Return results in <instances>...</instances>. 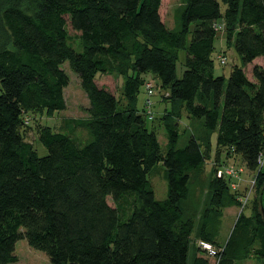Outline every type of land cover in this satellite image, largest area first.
<instances>
[{
    "label": "trees",
    "instance_id": "trees-1",
    "mask_svg": "<svg viewBox=\"0 0 264 264\" xmlns=\"http://www.w3.org/2000/svg\"><path fill=\"white\" fill-rule=\"evenodd\" d=\"M162 4L0 0V264L19 261L21 240L51 264H236L251 257L264 264V67L254 65L252 78L246 73L264 59V0H182L173 28ZM219 31L240 62L229 78L215 75ZM65 63L87 96L88 117L70 121L68 132L38 124L36 142L48 151L40 157L26 139L29 123L66 110ZM98 75L122 78V98L99 87ZM149 77L170 103L165 151ZM184 114L201 125L180 147ZM77 127L87 142L75 136ZM214 134L215 149L241 158L258 193L256 212L243 211L225 244L218 240L223 211L240 207L245 194L220 156L204 179ZM159 164L164 200L150 180ZM200 242L219 246L217 263Z\"/></svg>",
    "mask_w": 264,
    "mask_h": 264
},
{
    "label": "rangeland",
    "instance_id": "rangeland-1",
    "mask_svg": "<svg viewBox=\"0 0 264 264\" xmlns=\"http://www.w3.org/2000/svg\"><path fill=\"white\" fill-rule=\"evenodd\" d=\"M220 1V0H218ZM182 0H163L162 8H161V16L162 19L165 21L169 28L174 27V16L176 9L180 6ZM222 10H225V6L222 5ZM69 35L72 38L73 46H77L78 44V34L74 32L71 27H68ZM216 51L213 55V59L215 62V75L216 76H225L229 78L231 70L234 65H240L238 58L236 57V53L233 49H228L226 45L225 35L223 31H219L217 33V40L215 43ZM223 52H226V60L224 62L219 60L220 56H223ZM183 60V57H182ZM181 60V61H182ZM227 63V64H226ZM226 64V65H224ZM224 65V66H223ZM254 65L264 67V59H258L254 62L253 65L248 66L246 68V73L249 78H252V68ZM66 73L70 77L69 86L65 89L64 95L67 104V108L65 111L60 113H56L53 118L44 117H37L36 120H31L29 125L31 130L27 133L26 139L30 142H36L37 134H36V126L43 125V126H50L54 131L58 132H68L69 127L73 128V125H70V121L73 120H81L88 117L87 109L89 108V101L87 96L83 92L80 86V80L75 73H73L68 66V63H65L63 66ZM184 67L182 66L181 62L178 65V75L179 77L182 76L184 72ZM149 77V81L152 82L153 86L157 84V81L153 80V78ZM97 84L99 87H105L109 91H111L116 97L119 99L122 98V85L123 79L120 77H115L111 75H98L97 76ZM153 96L154 107L151 110V114L155 119V125L158 132V138L161 144L163 151L166 149L167 145V138L165 135V130L163 128V116H165V110L170 108V103L163 101V96L166 94L163 90L155 87V92ZM144 99H145V87L141 89V95L139 100V108H143L144 106ZM196 124V125H195ZM201 125V122L198 120H191L188 119L186 114L183 115V119L180 121L179 131H180V142L179 146L182 147L188 141L190 135L196 133V126ZM87 135V136H86ZM75 136L82 141H86L89 139L88 133L84 131L81 127L75 128ZM216 138L217 136L214 134L211 136V144L213 145V151L211 157L209 158L207 165H206V176L204 175V179H209L211 176L212 167H215L216 163L220 162L221 160H225V166H228L227 169L222 167L226 170V172L234 174V180L232 183H235L236 187L238 186L239 192L244 195V201L240 202V207H229L223 211L222 217V226L220 236L218 238L220 244H225L231 232L239 218V216L245 211V214L248 216L254 215L256 212L255 210L258 208V205L255 203L258 198V193L255 188V177L253 174L248 171L245 167L244 163L242 162L240 157L237 156H230L227 158L226 153L219 154L216 146ZM35 148L40 157H44L48 154L47 149L37 141L35 143ZM221 170H219L220 172ZM231 171V172H230ZM164 166L159 164L155 167L153 172L150 174V180L154 187L155 196L158 200H164L167 197V183L164 179ZM237 176V177H236ZM203 179V178H202ZM204 181V180H203ZM238 191V190H237ZM247 196L249 199L247 201ZM246 208V209H245ZM245 209V210H244ZM215 251L220 253L219 246H214ZM15 255L19 258V261L16 264H51L48 256L38 250L31 248L26 240H21L16 244L15 247ZM212 259V263H217V256L213 257L210 255ZM263 262L259 258H252L236 264H262Z\"/></svg>",
    "mask_w": 264,
    "mask_h": 264
},
{
    "label": "built area",
    "instance_id": "built-area-1",
    "mask_svg": "<svg viewBox=\"0 0 264 264\" xmlns=\"http://www.w3.org/2000/svg\"><path fill=\"white\" fill-rule=\"evenodd\" d=\"M221 59H222V62H224L226 60L225 57H221ZM228 174H231V173H229V171H228ZM244 199L245 198L243 196V198H240L239 200H240V202H243ZM248 199H249V196H247V201H248ZM199 245H200L201 249L205 252H208L209 255H211V256L217 255V252L215 251V249L211 245H209L205 242H200Z\"/></svg>",
    "mask_w": 264,
    "mask_h": 264
},
{
    "label": "water",
    "instance_id": "water-1",
    "mask_svg": "<svg viewBox=\"0 0 264 264\" xmlns=\"http://www.w3.org/2000/svg\"><path fill=\"white\" fill-rule=\"evenodd\" d=\"M260 203H261V212H262L263 217H264V187L260 193Z\"/></svg>",
    "mask_w": 264,
    "mask_h": 264
}]
</instances>
